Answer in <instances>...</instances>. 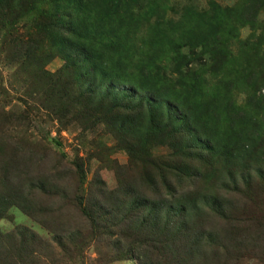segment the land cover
<instances>
[{"label": "trees", "instance_id": "1", "mask_svg": "<svg viewBox=\"0 0 264 264\" xmlns=\"http://www.w3.org/2000/svg\"><path fill=\"white\" fill-rule=\"evenodd\" d=\"M167 1L0 0L1 50L17 62L14 76H23L19 81L24 94L58 124L75 125L82 131L107 129L134 163H115L120 185L114 191L106 190L94 176L98 194H80L85 169L80 162L63 161L60 155L56 163H64L58 185L31 180L39 175L35 164L25 167L33 160L22 162L25 168L18 175L22 178L11 177V163L8 180H3L5 174L0 171V211L16 206L38 219L51 235L49 241L38 243L42 262L59 255V261L73 259L82 264L84 249L94 241L96 253H103L102 263L127 260L133 254L148 264L165 260L191 264L194 259L214 264L221 248L211 241L221 238L224 231L207 229L206 221L220 218L224 193L231 198L239 186L220 176L213 164L222 159L237 162L242 169H250L252 179L246 182L250 187H264V17L259 18L260 13L264 16V0H238L227 6L211 0L203 9L188 2L169 21L174 35L185 38L165 54L162 48L175 44L168 31H159ZM140 5L149 9L141 11ZM152 18H156L153 25ZM236 24L258 26L262 31H253L244 42L231 34L228 38L219 35V28L226 25L232 32ZM231 38L239 42L238 48L250 52L239 55V59L245 56L244 61L250 56V77L237 63ZM54 55L64 65L50 74L45 65ZM211 76L210 82L207 77ZM239 86L246 101L236 107L232 97ZM3 116L0 125L11 119L16 125L31 121L27 108L22 116L4 111ZM146 137L160 141L157 146L169 152L157 155L142 150ZM16 139L11 143L46 146L34 138ZM129 170L134 177L121 187ZM69 181L76 183L71 198L61 186ZM28 191L70 198L82 224L76 228L61 224V209L55 214L34 201L36 194ZM26 232V228L14 229L4 237L5 247L2 236L0 264H24L26 257L34 258L29 248L33 236L27 239ZM213 233L215 237L202 243ZM259 251L247 260L263 264L264 249ZM242 260L239 256L233 264Z\"/></svg>", "mask_w": 264, "mask_h": 264}, {"label": "rangeland", "instance_id": "2", "mask_svg": "<svg viewBox=\"0 0 264 264\" xmlns=\"http://www.w3.org/2000/svg\"><path fill=\"white\" fill-rule=\"evenodd\" d=\"M210 1L211 0H169L164 4L162 10L164 11L163 16H165L159 27V31L160 33L163 30L166 32L168 31L170 34L169 37H171L173 41L175 40V44L163 47V53L167 54L174 51L178 45L180 46L185 38L184 35L179 37L174 35V31L171 28L169 21L174 19V11L188 2H191L197 9L208 8ZM214 1L218 2L221 6H227L234 5L238 0ZM137 8L141 11H146L149 9V6L140 5ZM263 17V13H260L259 18L262 20ZM142 19V24L145 27L144 30H146L148 25L145 21L147 20V15H145V13L142 15ZM152 21L153 25L156 18H152ZM17 26L19 27L18 33H21L23 31L22 23L17 24ZM219 31V35L223 37H227L231 34L230 37L233 38L236 36L238 37L239 42H244L250 37V34H252L253 31H255L256 34H259L262 31V28L258 26L252 28L247 24H236L235 27L232 28V32L226 25H224L223 28H219ZM232 38L230 39L232 42L231 50L233 54L237 56V63L243 68L244 74L247 75L248 72H250V56L249 58L247 56L246 61H244L245 56L243 59H239V55L243 52L250 55V52L248 53L243 49L238 48L239 42L237 43V41H233ZM257 48L258 46L256 49ZM181 52L186 54L187 50L182 49ZM166 63L168 65L167 61ZM193 64L195 68L198 67L197 62H194ZM63 65L64 61L58 55H54V57H52V59L45 65V70L50 74H54ZM162 67L170 69L165 64H163ZM16 69L17 62L12 61L11 58L1 50L0 44V122L6 118V116H3V111L11 116L14 115L15 117H18L23 115V111H25L26 108L29 111V117L31 119L28 124L22 123L16 125L15 122H13V119H11L12 121L8 120L6 124L0 125V171L3 175L5 174L3 180H8V177L10 178L8 172H10L11 177L22 178L23 175H18L21 174L24 168L30 164H35L36 172L39 175L32 176L31 180L40 179L45 181L46 184L58 185L62 181L64 163H56L57 155H60L63 158V161L70 163L74 161L80 162L81 166L85 169V182L82 184V188L85 192L83 193V190H81L80 194H88L89 192L98 194L97 189H95L96 186L93 185L94 176L96 177V181L100 179L104 183L106 190L114 191L118 188V185L120 184H118L116 177L115 163L117 162L122 166L130 164L134 165V163H130L126 149L118 145L105 128L99 127L92 131H82L75 125L70 124L66 126L58 124L56 121H52V119L49 120L48 114L44 109L36 107L37 105L33 104L28 95L24 94L25 88L23 87L22 82H20L23 79V76H14ZM232 72L238 74L237 71L233 69ZM212 77L213 76L207 77L210 82ZM245 77H250V74ZM120 90L128 91V88L121 87ZM263 93L264 92L262 91L261 94ZM232 99L236 107H241L245 103L246 93H244V89L241 86L237 87L235 93H233ZM5 105L7 106L5 107ZM28 106L31 107L28 108ZM14 120L16 121V119ZM20 137H22L24 141H29L30 138H34L36 141H44L46 146H25L11 143V141H15L17 140L16 138ZM146 141L147 143L141 147L142 150H148L157 155H166L169 152L165 146H157L160 141L155 142L148 137H146ZM3 142L10 144L4 145ZM138 146L140 147L139 144ZM22 148H27L25 153L21 152ZM28 155H31L32 159L28 158ZM31 160L33 161L27 163L23 168L24 163L22 162H28ZM9 163H11V166L7 172V165ZM213 167L218 170L220 176L235 182L239 186V190L237 194L231 192V194H235L231 198L227 197L224 193V203L221 206L223 211L220 214V218L217 217L206 221L208 224L207 229L211 230L213 227V229L218 230V233L224 231L221 238H215L211 241V244L219 245L221 248L220 251L215 254V258L212 262L214 264H233L234 259L241 256L243 257L241 264H255L247 259L248 257L251 258V256L257 252H260L259 249H264V223L262 228L260 226V221L264 222V187H250V182L246 183L248 180L252 179V176L250 178V169H242L241 164L237 162L230 163L229 161H226V159H222L220 162H215ZM219 168H222V172ZM132 177H134L132 172L130 170L126 171V176L123 179V182H121V187L125 186L127 181H130L129 179ZM221 184L222 183H220V186ZM61 186H65L66 192L64 194H67L68 197H70L71 194H75L76 183H74V181L63 183ZM29 193L36 194L32 197L34 201L45 206L48 210H53L55 214H59L61 209V214L64 215V217L61 218V224H65L69 228H76L82 224L83 219L79 216V213L74 204L71 203V200L69 201L71 197L62 200L61 198L49 195L53 193L43 191ZM251 219L254 220L251 221ZM17 228H26L27 232L25 236L27 239L33 236V240H31L33 242L29 248L32 249L34 258L30 259V257H26L24 259V264H77L73 259L59 261V255H57L53 261L48 257L46 261L42 262L41 257H39V254L42 252H39L38 243L40 239L46 241L51 239V235L46 227H44L38 219L36 220L29 217L16 206L8 207L3 213L0 211V240H2L3 236V241L1 243L4 247L6 244L4 237ZM215 236L214 233L207 236L202 240V243L205 244L207 238ZM90 244L89 248L84 249L83 251L82 264H148L146 263L145 258L137 261L136 256L133 254L127 260H114L109 263H102V258L104 257L103 253H96L94 249L96 248L94 241ZM5 250H8V248L3 249L2 252ZM162 261L163 260H161V262ZM205 262L206 261L200 259H194L191 264H205ZM164 264L177 263L173 260H165Z\"/></svg>", "mask_w": 264, "mask_h": 264}]
</instances>
